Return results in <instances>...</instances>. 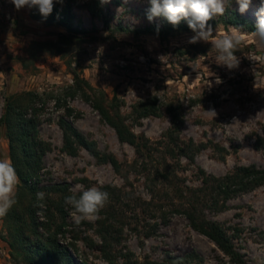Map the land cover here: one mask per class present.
I'll list each match as a JSON object with an SVG mask.
<instances>
[{
    "label": "rangeland",
    "instance_id": "1",
    "mask_svg": "<svg viewBox=\"0 0 264 264\" xmlns=\"http://www.w3.org/2000/svg\"><path fill=\"white\" fill-rule=\"evenodd\" d=\"M75 1L73 26L87 34L79 37L66 56L43 53L32 61L29 57L34 43L55 41L67 31L32 18L36 8L18 11L10 0H0V116L12 95L56 92L70 86L72 76L65 65L70 60L92 87L104 91L108 99L116 96L122 100L121 111L126 116L135 102L150 96H158L163 103L181 104L185 122L180 141L192 140L202 145L193 163L185 158L178 160L187 170L179 174L190 181L191 187H201L197 168L214 177L224 176L238 166L264 168V48L257 46L251 33L239 31L242 43L235 52L239 66L229 70L216 63V52L210 43L188 42L193 32L174 33L166 39L142 32L160 24L158 18L151 22L147 19V0H108L99 18L89 13L88 0ZM65 2L55 5L64 8ZM232 7L239 9L236 2ZM259 7L260 0H252L243 14L256 23ZM103 18L108 20L107 24ZM119 24L123 29L117 28ZM232 28L217 24L213 34L217 31L218 37H222ZM23 60L27 61V68ZM67 104L74 109L69 117L73 125L95 141L101 153L112 154L121 164V171L115 172L109 164H99L85 150L74 157L68 155L63 150L62 132L57 124L65 111L51 102L41 114L39 126L40 137L51 147L43 158L45 185L67 184L70 190L75 185L114 187L119 200L109 197L105 206L111 205L117 213L112 233L116 237L114 250H129L140 261L145 257L157 261L166 254L195 251L207 264H231L207 237L191 229L183 216L174 215L167 224H160L157 219L159 225L153 226L154 220L149 219L153 208L147 204L151 197L144 187V178L131 167L137 159L134 148L120 142L115 131L80 97L67 99ZM211 109L216 111L215 117L206 112ZM126 119L134 134L153 142L172 126L164 112L161 117L142 119L138 124L132 118ZM257 140H261L262 147H257ZM0 159L9 160L1 126ZM65 210L69 225L66 241L79 234L99 245L101 241L94 229L83 224L93 225L97 219L76 224L70 216L71 208L67 205ZM206 217L237 228L239 235L234 244L238 251L249 264H264V186L229 200L223 212H206ZM5 235L0 218V264H19L9 256ZM77 246L89 264H107L97 247L89 249L83 241H78Z\"/></svg>",
    "mask_w": 264,
    "mask_h": 264
},
{
    "label": "trees",
    "instance_id": "2",
    "mask_svg": "<svg viewBox=\"0 0 264 264\" xmlns=\"http://www.w3.org/2000/svg\"><path fill=\"white\" fill-rule=\"evenodd\" d=\"M234 2L235 0H232L223 16L214 17L209 24L213 28L221 24L223 27H237L239 31L251 33L255 30L256 23L234 9ZM103 5L101 0H88L86 7L92 17L99 18ZM76 7L75 0H66L64 8L55 5L47 18L42 17L38 10L32 13L35 20L63 27L67 31L66 35H59L55 41L34 43L31 46L33 52L29 57L32 61L43 53L48 56H66L71 46L79 41V37L87 34L84 29L73 26V11ZM158 19L159 25L147 27L142 32L157 34L161 39H166L174 33L192 32L186 20L173 26L163 17ZM103 21L105 24L108 22L104 18ZM117 28L123 29L120 24ZM23 62L27 68V61ZM65 65L72 76L73 82L70 86L56 92L29 91L12 95L6 100L0 116V126L4 129L8 144V158L19 178L16 189L17 204L2 217L6 234L3 240L13 262L89 264L87 257L79 252L77 246L78 241H83L89 249L97 247L101 258L107 264H207L195 251L184 255L166 254L157 261L148 257L140 261L129 250H114L113 242L116 237L112 233L113 222H117V213L111 205L100 212L95 224L83 223L94 229L101 241L99 245L90 238L79 237V234H74L70 242L66 241L69 225L64 199L71 194L70 187L67 184L45 185L44 182L43 158L51 151V147L40 137L39 126L40 116L47 106L52 102L57 109L63 108L65 111L57 124L62 132L63 150L68 155L74 157L80 150H85L99 164H109L115 172L121 171V164L112 154L101 153L95 141L86 138L69 120L74 109L67 104V99L80 97L115 131L120 142L128 143L134 148L137 159L131 167L144 178V187L151 197L147 204L153 208L149 218L154 220L153 226L159 225L157 219L161 220L160 224H167L174 215L183 216L191 229L207 237L231 264H249L234 244L239 230L208 219L206 212H223L227 209L229 200L264 186V168H258L256 165L238 166L221 177L207 175L197 168L196 177L201 187H191L188 184L190 181L179 174L187 170L180 166L178 160L185 158L189 163H193L194 155L202 145L195 144L192 140L186 143L180 141V130L185 122L181 104L171 101L163 103L158 96H150L135 102L131 106L130 114L126 116L121 111L122 100L116 96L108 99L104 91L92 87L72 67L70 60L66 61ZM163 112L170 117L172 126L163 133L161 139L154 142L143 135L134 134L126 123L127 117L138 124L142 119L161 117ZM261 145V140H257V147L260 148ZM100 190L119 200L114 187L105 186ZM41 191L46 194V211L43 217H38L37 209L33 205L36 193ZM152 230L153 234L156 233V229Z\"/></svg>",
    "mask_w": 264,
    "mask_h": 264
},
{
    "label": "clouds",
    "instance_id": "3",
    "mask_svg": "<svg viewBox=\"0 0 264 264\" xmlns=\"http://www.w3.org/2000/svg\"><path fill=\"white\" fill-rule=\"evenodd\" d=\"M108 0H101L107 3ZM239 5V12L245 13L252 0H235ZM16 10L25 7L38 9L40 15L47 18L54 9L56 3L63 4V0H10ZM150 7L147 10V19L151 22L156 18L163 17L173 26H177L182 20L187 21L188 27L194 33L188 40L189 43L198 42L210 43L215 49V61L218 65L226 66L229 70L239 66V59L235 55L242 43L239 28L233 27L230 32L218 37L214 33L209 21L214 17L223 16L232 4V0H147ZM257 22L251 36L255 39L257 46L264 48V0H260V7L256 12ZM221 81L218 79L217 83ZM215 117L214 109L206 111ZM18 175L14 165L9 160L0 159V218L17 204L16 186ZM71 194L64 199L66 205L71 208L70 216L74 223L80 224L99 219L100 212L105 208L109 193L93 186L84 188L82 185H75L70 190ZM46 194L36 193V200L33 205L37 209V216L43 217L46 211Z\"/></svg>",
    "mask_w": 264,
    "mask_h": 264
},
{
    "label": "built area",
    "instance_id": "4",
    "mask_svg": "<svg viewBox=\"0 0 264 264\" xmlns=\"http://www.w3.org/2000/svg\"><path fill=\"white\" fill-rule=\"evenodd\" d=\"M60 8V7H59ZM60 15V19H62L63 17L61 16V14H59Z\"/></svg>",
    "mask_w": 264,
    "mask_h": 264
}]
</instances>
